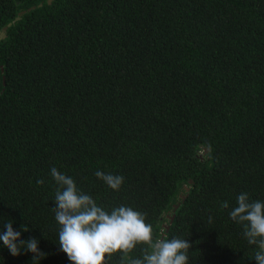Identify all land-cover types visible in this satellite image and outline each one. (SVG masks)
<instances>
[{"label":"trees","instance_id":"1","mask_svg":"<svg viewBox=\"0 0 264 264\" xmlns=\"http://www.w3.org/2000/svg\"><path fill=\"white\" fill-rule=\"evenodd\" d=\"M21 10L0 39V233L12 221L39 264H72L55 166L98 206L146 213L153 239L187 240L188 264H256L229 211L264 202V0H0V31ZM33 255L0 241V264Z\"/></svg>","mask_w":264,"mask_h":264},{"label":"clouds","instance_id":"2","mask_svg":"<svg viewBox=\"0 0 264 264\" xmlns=\"http://www.w3.org/2000/svg\"><path fill=\"white\" fill-rule=\"evenodd\" d=\"M50 174L57 185L52 211L59 225V246L72 264H107L113 254L119 252L128 256L138 245L146 247L141 249L140 257L130 258V264H188L187 253L192 245L184 239H169L163 233L153 239V227L146 223V213L124 205L110 211L104 209L90 195L80 191L72 177L55 166L50 169ZM94 175L117 191L124 181L121 175L99 170ZM37 183L43 184V180H37ZM236 203L229 216L242 225L247 242L257 246L256 264H264V202L250 201L244 192L237 196ZM221 207L227 209L228 202H222ZM4 228L6 232L0 233V241L11 255L18 256L21 249H25L34 254L33 264H39L44 253L38 249V240L34 237L22 240L21 232L13 229L12 221ZM22 228L28 231L23 225Z\"/></svg>","mask_w":264,"mask_h":264},{"label":"water","instance_id":"3","mask_svg":"<svg viewBox=\"0 0 264 264\" xmlns=\"http://www.w3.org/2000/svg\"><path fill=\"white\" fill-rule=\"evenodd\" d=\"M50 2H51V0H47V3H50ZM34 8H35V6H31V7H30L29 9H27V10H31V9H34ZM25 12H26V10H21V11L18 13V15L13 19L12 22H9L6 26L3 27V29L0 31V39H1L2 37H5L4 32L6 31L7 27L10 26L11 24L15 23V21L18 20V19L20 18V16H21L22 14H24ZM205 151H206V150H204L203 152H205ZM189 182H191V180H190ZM184 188H185V190H188V187H185V186H184ZM180 196H181V198H182V200H183V199H184V196H183V195H180ZM178 205H179V204L174 205V206H173V210H175V209L178 207ZM167 217L169 218V223H171L172 220H173V218H174V214L171 215V216L167 215ZM164 226H165V229H166V230L169 228L168 225H164Z\"/></svg>","mask_w":264,"mask_h":264},{"label":"rangeland","instance_id":"4","mask_svg":"<svg viewBox=\"0 0 264 264\" xmlns=\"http://www.w3.org/2000/svg\"><path fill=\"white\" fill-rule=\"evenodd\" d=\"M164 224V223H163Z\"/></svg>","mask_w":264,"mask_h":264}]
</instances>
